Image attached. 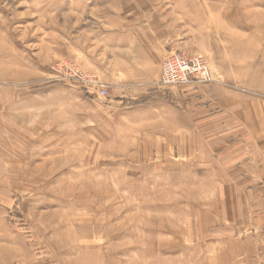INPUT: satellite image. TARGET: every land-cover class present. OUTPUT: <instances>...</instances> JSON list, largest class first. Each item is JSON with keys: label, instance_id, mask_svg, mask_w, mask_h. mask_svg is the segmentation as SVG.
<instances>
[{"label": "rangeland", "instance_id": "rangeland-1", "mask_svg": "<svg viewBox=\"0 0 264 264\" xmlns=\"http://www.w3.org/2000/svg\"><path fill=\"white\" fill-rule=\"evenodd\" d=\"M174 58L211 80L162 83ZM263 211L264 0H0V264H264Z\"/></svg>", "mask_w": 264, "mask_h": 264}, {"label": "crops", "instance_id": "crops-1", "mask_svg": "<svg viewBox=\"0 0 264 264\" xmlns=\"http://www.w3.org/2000/svg\"><path fill=\"white\" fill-rule=\"evenodd\" d=\"M112 39V37H109L106 41L110 42ZM137 39L139 40V37H137ZM101 42H103V39H100ZM114 43H115V47L117 48V46H122V42H123V34L121 31H118V34L115 33L114 37H113ZM132 40L136 41V38L132 36ZM117 50V49H116ZM141 113L145 114V118H146V123L147 126H152L153 128H155L157 125L155 124V120L158 121L159 123L162 122L163 123V127H169V128H176L179 130V132L181 133L182 130H186L188 128L187 125L185 124H181L180 118H181V114L172 107V105L168 104L167 102H159L157 101H148V103L146 104L145 110H141ZM184 113V111L182 112ZM177 117V118H176ZM152 123V124H151ZM190 130H197L196 125L192 124L190 126ZM193 128V129H192ZM204 125L203 123L200 124V130L204 129ZM197 131H195L194 135L195 139H197ZM206 138L202 137V134L200 133V145L202 144H208V145H212L215 144L217 141L214 140L213 136H210L209 138H207V142L205 141ZM216 141V142H215ZM185 144L188 143L186 140L181 141L180 144ZM192 143V141H191ZM229 157V156H228ZM222 156H214V155H206L204 158L200 157V167H204V168H215L213 169V171L215 172V175H219L223 178V180H220L219 183H217L215 185V191L217 192H221L224 195H226L223 199L225 201H231L234 199V196H236L235 194L237 193H250L253 190V183H254V176L251 173L248 172H243L240 168H234L233 167V163H234V159H226ZM222 161V163H221ZM222 164V165H221ZM216 166H223L224 170H219V168H217ZM226 168V169H225ZM227 199V200H226ZM262 216H264V211L262 212ZM261 216V217H262ZM250 221V220H249ZM229 222V221H227ZM246 222V221H244ZM252 221H250L249 223H251ZM263 223V222H262ZM261 224V218L256 220V225H260ZM246 239H244L246 242H248V251L251 248H253V244H252V235L251 234H246L245 235ZM244 237V238H245ZM240 235L237 236L236 239H234V241H238L240 239ZM243 238V237H242ZM230 240V239H228ZM241 251H244V246L242 245Z\"/></svg>", "mask_w": 264, "mask_h": 264}, {"label": "built area", "instance_id": "built-area-1", "mask_svg": "<svg viewBox=\"0 0 264 264\" xmlns=\"http://www.w3.org/2000/svg\"><path fill=\"white\" fill-rule=\"evenodd\" d=\"M161 71V81L165 84L186 82L191 74H200V81L211 80L210 72L202 59H168L162 64Z\"/></svg>", "mask_w": 264, "mask_h": 264}]
</instances>
